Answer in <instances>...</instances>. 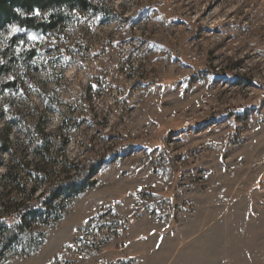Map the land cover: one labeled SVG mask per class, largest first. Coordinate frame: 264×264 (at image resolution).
I'll return each mask as SVG.
<instances>
[{"label": "rangeland", "instance_id": "obj_1", "mask_svg": "<svg viewBox=\"0 0 264 264\" xmlns=\"http://www.w3.org/2000/svg\"><path fill=\"white\" fill-rule=\"evenodd\" d=\"M91 1L1 31L0 210L62 175L64 138L103 162L0 264H264V0Z\"/></svg>", "mask_w": 264, "mask_h": 264}, {"label": "trees", "instance_id": "obj_2", "mask_svg": "<svg viewBox=\"0 0 264 264\" xmlns=\"http://www.w3.org/2000/svg\"><path fill=\"white\" fill-rule=\"evenodd\" d=\"M56 8L59 9L56 10ZM77 8L95 9L96 5L91 0H0V36L3 29L7 30L12 25L35 31L50 30L57 27L64 13H69L72 9ZM16 9L21 11L17 12ZM36 9L41 11L54 9L55 11L49 15L51 20L48 21V19H39L38 16L32 15ZM4 67L0 63V71L5 69ZM160 80L171 82L173 78L162 77ZM177 121L176 124L181 127L189 124L187 120ZM154 140L159 145L167 164L178 174L180 166L167 148L165 141L158 137ZM50 141L53 142L54 139L52 138ZM122 141L132 143L130 138L124 137ZM67 143V138L59 142L66 157L64 161L66 169L63 170L62 175L46 182L44 189L38 193L36 192L41 184L35 185L30 191L29 198L19 203L13 212L0 210V257L6 249L19 243L25 255H30L37 250L44 242L45 233L39 230L34 223L53 224L61 216L68 201L94 184L95 180L92 177L102 164L103 159L89 158L81 162L70 161L65 151ZM158 193L161 194L162 200L174 196L172 189L161 190ZM110 208L112 205L106 208V211ZM54 213L56 217L52 218ZM28 224H30L29 227ZM102 249L104 248H100V250Z\"/></svg>", "mask_w": 264, "mask_h": 264}, {"label": "snow or ice", "instance_id": "obj_3", "mask_svg": "<svg viewBox=\"0 0 264 264\" xmlns=\"http://www.w3.org/2000/svg\"><path fill=\"white\" fill-rule=\"evenodd\" d=\"M16 11H17V12H20L21 10H20V9H16ZM33 15L39 16V15H40V11H39V9H36V10L34 11ZM11 31H12V32H18V31H21V29H18V28H16V27H12V28H11ZM28 38L31 39V40H36V39H37V37H36L34 34L31 35V36H29ZM23 42H24V41H20L21 44H22ZM0 63H3V62L0 61Z\"/></svg>", "mask_w": 264, "mask_h": 264}]
</instances>
